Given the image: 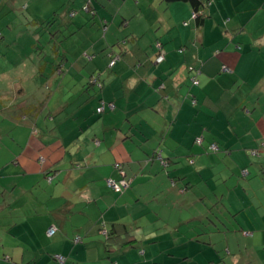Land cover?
<instances>
[{
    "label": "crops",
    "instance_id": "1",
    "mask_svg": "<svg viewBox=\"0 0 264 264\" xmlns=\"http://www.w3.org/2000/svg\"><path fill=\"white\" fill-rule=\"evenodd\" d=\"M199 1L201 20L186 2L6 0L35 25L49 19L74 29L60 63L41 54L13 62L21 73L32 65L28 75L49 70L63 79L46 100L40 84L26 92L24 80L12 83L20 126L7 145L0 133V236L33 235L26 216L46 214L44 239L32 247L54 254L31 264H264V0ZM82 39L90 43L82 47ZM188 66L201 68L199 86ZM53 102L66 117L46 121L53 133L40 132V108L50 111ZM233 123L243 124L240 132L227 127ZM201 156L216 162L198 164ZM222 163L206 180H180L185 168ZM116 164L132 181L123 194L107 184L121 179ZM11 204L14 224L1 221ZM234 226L243 232L232 233Z\"/></svg>",
    "mask_w": 264,
    "mask_h": 264
},
{
    "label": "rangeland",
    "instance_id": "2",
    "mask_svg": "<svg viewBox=\"0 0 264 264\" xmlns=\"http://www.w3.org/2000/svg\"><path fill=\"white\" fill-rule=\"evenodd\" d=\"M48 15L51 16L52 12H50ZM26 16H28V12L26 10H21L19 6L12 7L10 4L6 3V0H0V74H1V70H3L5 67L8 69L9 72L7 76H3V75L0 76V96L7 97L8 95L6 100L0 98V110L3 111L0 113V133L4 132L2 133V135L5 134L7 136V137L5 136L2 137V140L4 143H6V145L9 142L7 139L11 138L10 136L14 134V132L18 131L17 126H20L17 123V119L19 117L17 113L18 109L16 107V104L12 103L13 100L11 96H13L14 93L13 88L11 86L12 83L14 82L20 83V81L24 80V82H26V85L23 88L26 90V92H28L29 90L28 87H31L36 83L40 84L41 85L40 89L42 90L41 92L42 98L46 100L53 91V88H55V82L60 78V82L58 84L60 85L63 79V77L52 76L48 74L49 70H47L46 74H42V72H38L37 75L34 76L28 75V74H32V65L30 66L26 65L24 69V73H21L19 68H15V69L13 68L14 67L13 62H17L19 65H22V60L25 58H29V59L32 58L29 60V62H34V60L37 59L38 57L37 54H41L44 57H46V55H50V56L52 55L51 58L53 59H48V60L50 62L58 61L60 63L63 60V56L65 55L63 51L60 49V45L61 44L63 45L64 43V45L66 46L65 42L68 40V38L71 35L69 32L74 31L73 28H67L66 26L63 27L57 26L58 24L56 22L52 23L51 20H50L51 23L49 24L47 23L49 20L47 18H45L47 19L46 21L39 23L40 25H35L34 22L26 18ZM60 22L62 21L60 20ZM73 40L78 42L80 40L79 35H76V37H74ZM89 43L87 41L84 42L83 39L80 42L82 47H86L87 44ZM34 45H36L39 48V50L35 49L36 46ZM56 47L57 49H55ZM54 51H56L55 54ZM73 55H77V54H73ZM48 60L46 61L48 62ZM191 68L193 67L188 66V71L194 74V76L191 78V82L194 84L193 78L198 77L200 68L195 67L194 70H191ZM198 79L200 80V76L198 77ZM66 80L68 81L69 77L66 78ZM88 81L90 83L91 79ZM48 83L50 84V86H46L49 85ZM195 85L199 86L200 82L198 81V84ZM36 86L37 85H35L34 87ZM30 92L31 93L29 95L35 93V89H32ZM58 96L60 97L59 93ZM56 104H57L56 102L50 104L51 105L50 111L46 109L42 110L40 108L41 113H40L39 125L37 127V129L40 130V132L45 131L48 133H53V128L49 126L53 124H51L50 122L58 121L62 117H66L64 116V113H58V114L56 113V109H55ZM50 118H53L52 121ZM46 121L48 122L50 121L48 127H46L47 125ZM71 123H72L71 121H68V125H70ZM227 127L229 129L231 128L232 131L236 130V132H240L241 127H243V124L241 125V124L233 123L232 127L231 126H227ZM245 128L250 129L251 125L248 124V127L245 125ZM253 128L255 132V126ZM57 132L61 134L64 133L62 129L56 130V133ZM221 148L224 149V147ZM219 153H212V155L213 156L219 155ZM2 160L3 158L1 156L0 162ZM203 160H205L204 161L205 164H213L214 162H216V160H213L209 156H207V157H202V159L198 162V164H200ZM220 167L221 168L219 169L217 168V170L213 168V170L205 169L201 172H198L196 170L195 172L193 171L190 172L189 171L190 168H185V170H188V171H184L186 172V174H184V176L186 177L184 179L182 178V175H180L181 176L180 180H182L183 182L194 179L206 180L213 173L218 174L221 170H223L224 164L222 163ZM225 167L228 168L227 165H225ZM243 174L244 175L248 174V171L247 170L243 171ZM256 176L257 175H254L252 179L255 178ZM172 178L175 177L172 176ZM240 178L242 179V177ZM45 182H48V184L50 185L49 180L47 178H45ZM46 189H47V194L52 196L49 188L46 187ZM20 194H21L20 191H15V193L13 194L7 193L6 200L8 198H14L15 196H18ZM38 195H42L40 190H38ZM238 196H243V193L239 194ZM17 207L18 206H15V204L8 205L5 211L6 216H2L1 221H5V222L10 221L11 223L14 224V215H15L14 213H16L15 209ZM200 208L201 206L198 205L197 207L195 206L192 210L194 212H199L201 211ZM186 211L188 210L186 209ZM40 212L41 213H37L35 211V214H33L34 212H31L29 216L28 215L26 216V224L28 225L33 235L30 234L23 235L22 238L21 235H17V236L8 235L5 237L0 236L2 240L4 239V245H5V247H2V244L0 243V264H13V262H19V261H23L24 264H27V262L30 261L29 263L31 264V262L38 260V258L41 256L42 253L49 255L54 254L53 252L47 253L48 250L53 251V249L50 247H32L36 243H39L41 245V242L44 239V236L42 235L40 230L42 228L41 225L45 224L46 214H44L42 211ZM10 213H13L12 218L10 217ZM231 232L241 234L243 231H241L239 228L234 226L231 229ZM17 245H20V247H14ZM34 258H36V260H34Z\"/></svg>",
    "mask_w": 264,
    "mask_h": 264
},
{
    "label": "trees",
    "instance_id": "3",
    "mask_svg": "<svg viewBox=\"0 0 264 264\" xmlns=\"http://www.w3.org/2000/svg\"><path fill=\"white\" fill-rule=\"evenodd\" d=\"M164 2H166V3H175V2H186V3H189L191 6H192V8H193V11H194V14H196L197 15V20H201L203 17L202 16H204L203 15V5L200 3V1L199 0H163ZM82 10H84V11H86V12H88V11H90L89 10V7L87 6V5H84L83 7H82ZM72 15H75V12H73L72 13ZM156 60H157V57H156ZM160 63H162V62H160ZM202 74V70H201V68H200V70H199V75H198V77L200 76ZM198 77H195V78H193V80L194 79H197V81H199L200 82V80L198 79ZM192 85H193V87H196V85H195V83L193 84L192 83ZM192 102H193V104L195 105L196 104V97H193V99H192ZM209 150L212 152V153H217L220 149H218L217 151H214V150H212L211 149V147L209 148ZM156 157H158L161 161H162V164L163 165H165V164H168L169 162H168V160L167 159H164L163 157H162V154L159 152L158 154L156 153ZM118 166V167H117ZM165 166H167V165H165ZM123 166L121 165V164H116V169L117 170H119V172H120V174H121V179L120 180H126L127 181V183H128V185H127V187L126 188H124V190L122 191V192H120L119 194H123L124 192H126V190L130 187V184H131V180H129L127 177H126V172L123 170V168H122ZM123 173H124V176H123ZM119 180V181H120ZM108 237V236H107Z\"/></svg>",
    "mask_w": 264,
    "mask_h": 264
},
{
    "label": "built area",
    "instance_id": "4",
    "mask_svg": "<svg viewBox=\"0 0 264 264\" xmlns=\"http://www.w3.org/2000/svg\"><path fill=\"white\" fill-rule=\"evenodd\" d=\"M156 48H157V51H158V55H157V60H156V61H157V63H160V62H162V61L164 60V54H163V50H162V44L157 43V44H156ZM116 60H117V59H115V60L112 61L111 66L114 65V63H115ZM223 69L226 70V71H229V68H228V67H225V66H224ZM191 70H194V69L191 68ZM193 81H194L195 84H198L197 79H194ZM95 83H96V81H95ZM100 87H101V85H100ZM112 108H113V107H112ZM97 111H98V113H103V112L105 111V106L103 105V106H102L101 108H99ZM202 141H203L202 138H199V139L197 140V142H198L199 144H202ZM211 149L214 150V151H217V150H218V147H217V145L214 144V145L211 146ZM117 167H118V166H117ZM123 176H124V173H123ZM52 178H53V177H49V180H52ZM107 184H108V186H109L110 188H112V189H113L114 191H116L117 193L122 192V191L124 190V188H126L127 185H128L127 181L124 180V179H123V180H120V181H115V180L110 179V180L107 181ZM56 232H57V228H56V227H51V228L48 230V235H49V236H54V235L56 234ZM77 240H78V239H77ZM57 259H59L61 262H64V258L61 257V256H58Z\"/></svg>",
    "mask_w": 264,
    "mask_h": 264
},
{
    "label": "clouds",
    "instance_id": "5",
    "mask_svg": "<svg viewBox=\"0 0 264 264\" xmlns=\"http://www.w3.org/2000/svg\"><path fill=\"white\" fill-rule=\"evenodd\" d=\"M195 15H196V14H195ZM196 17H197V15H196ZM157 55H158V52H157ZM224 66H225V67H228V66H226V65H224ZM224 66H223V67H224ZM228 68H229V67H228ZM222 69H223V68H222ZM223 71H226V70L223 69ZM226 72H231V69L229 68V71H226ZM202 138H203V137H202ZM202 142H203V141H202ZM213 145H214V144H213ZM215 145H216V144H215ZM211 146H212V145H211ZM217 147H218V145H217ZM218 149H219V147H218ZM165 165H166V164H165ZM48 178H49V177H48Z\"/></svg>",
    "mask_w": 264,
    "mask_h": 264
}]
</instances>
